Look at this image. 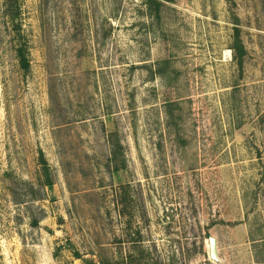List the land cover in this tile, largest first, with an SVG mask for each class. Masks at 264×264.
I'll list each match as a JSON object with an SVG mask.
<instances>
[{
	"label": "rangeland",
	"instance_id": "1",
	"mask_svg": "<svg viewBox=\"0 0 264 264\" xmlns=\"http://www.w3.org/2000/svg\"><path fill=\"white\" fill-rule=\"evenodd\" d=\"M157 2L0 0V264H264V0Z\"/></svg>",
	"mask_w": 264,
	"mask_h": 264
},
{
	"label": "trees",
	"instance_id": "2",
	"mask_svg": "<svg viewBox=\"0 0 264 264\" xmlns=\"http://www.w3.org/2000/svg\"><path fill=\"white\" fill-rule=\"evenodd\" d=\"M150 3L155 4V5H157V7H159V3L157 2V0H150ZM234 39L235 40H234L233 45L231 47V49L234 52L233 58H234V60H236V62L239 64L240 67H243L244 56L246 54V50H245L244 43H243L242 38H241V31L238 28L235 29ZM18 54L20 57L21 64L25 68L29 67V62L27 60V57H26V54H25L23 47L18 49Z\"/></svg>",
	"mask_w": 264,
	"mask_h": 264
},
{
	"label": "water",
	"instance_id": "3",
	"mask_svg": "<svg viewBox=\"0 0 264 264\" xmlns=\"http://www.w3.org/2000/svg\"><path fill=\"white\" fill-rule=\"evenodd\" d=\"M210 256L212 259H218V243L216 238H210Z\"/></svg>",
	"mask_w": 264,
	"mask_h": 264
}]
</instances>
